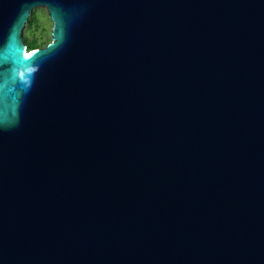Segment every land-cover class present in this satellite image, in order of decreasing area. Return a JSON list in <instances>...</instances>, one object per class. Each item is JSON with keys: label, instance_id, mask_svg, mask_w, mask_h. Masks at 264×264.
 <instances>
[{"label": "water", "instance_id": "water-1", "mask_svg": "<svg viewBox=\"0 0 264 264\" xmlns=\"http://www.w3.org/2000/svg\"><path fill=\"white\" fill-rule=\"evenodd\" d=\"M0 264H264V0H0Z\"/></svg>", "mask_w": 264, "mask_h": 264}, {"label": "rangeland", "instance_id": "rangeland-1", "mask_svg": "<svg viewBox=\"0 0 264 264\" xmlns=\"http://www.w3.org/2000/svg\"><path fill=\"white\" fill-rule=\"evenodd\" d=\"M29 21H31V25H29L28 22L23 31L24 40L26 36H28L29 39L36 38L39 47H44L51 42L53 22L46 7H36Z\"/></svg>", "mask_w": 264, "mask_h": 264}, {"label": "trees", "instance_id": "trees-1", "mask_svg": "<svg viewBox=\"0 0 264 264\" xmlns=\"http://www.w3.org/2000/svg\"><path fill=\"white\" fill-rule=\"evenodd\" d=\"M29 25H31V21H29ZM25 42H26V44L28 46L29 52L31 51V49L39 47V44H38V41H37L36 38L29 39V37L26 36L25 37Z\"/></svg>", "mask_w": 264, "mask_h": 264}, {"label": "snow or ice", "instance_id": "snow-or-ice-1", "mask_svg": "<svg viewBox=\"0 0 264 264\" xmlns=\"http://www.w3.org/2000/svg\"><path fill=\"white\" fill-rule=\"evenodd\" d=\"M35 55V53H32V52H24V51H22V57H23V60H29V59H31L33 56ZM23 73H20V76L21 77H23Z\"/></svg>", "mask_w": 264, "mask_h": 264}, {"label": "bare ground", "instance_id": "bare-ground-1", "mask_svg": "<svg viewBox=\"0 0 264 264\" xmlns=\"http://www.w3.org/2000/svg\"><path fill=\"white\" fill-rule=\"evenodd\" d=\"M24 52H26V53L29 52V51L27 50V47L24 48Z\"/></svg>", "mask_w": 264, "mask_h": 264}]
</instances>
